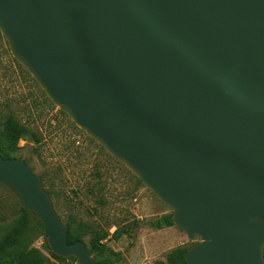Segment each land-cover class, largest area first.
Here are the masks:
<instances>
[{
	"label": "water",
	"instance_id": "1",
	"mask_svg": "<svg viewBox=\"0 0 264 264\" xmlns=\"http://www.w3.org/2000/svg\"><path fill=\"white\" fill-rule=\"evenodd\" d=\"M15 60L74 124L173 211L187 264H264V0H0ZM0 184L70 244L42 179L0 156Z\"/></svg>",
	"mask_w": 264,
	"mask_h": 264
},
{
	"label": "rangeland",
	"instance_id": "2",
	"mask_svg": "<svg viewBox=\"0 0 264 264\" xmlns=\"http://www.w3.org/2000/svg\"><path fill=\"white\" fill-rule=\"evenodd\" d=\"M9 117L29 131L13 156L42 179L60 220L65 227L71 225L93 259L115 260L108 252L93 251L97 234H109L104 244L122 255L115 264H156L180 246L200 242L189 241L176 226L158 227L173 211L48 98L15 60L0 31V131ZM22 208L18 196L0 184V241L23 219ZM117 230L125 232L120 240L112 239ZM44 234L32 215L24 248L40 250L45 264H77L52 259Z\"/></svg>",
	"mask_w": 264,
	"mask_h": 264
},
{
	"label": "trees",
	"instance_id": "3",
	"mask_svg": "<svg viewBox=\"0 0 264 264\" xmlns=\"http://www.w3.org/2000/svg\"><path fill=\"white\" fill-rule=\"evenodd\" d=\"M29 135V131L22 126L15 118L9 117L2 126L0 131V155L4 159H15L13 154L18 151L19 142ZM23 219L18 222L16 227L0 241V264H45L46 258L43 253L38 249H25L23 246L24 235L29 223V218L33 215L27 211L24 207ZM42 227L43 224L41 223ZM173 214L165 216L159 221L158 227H174ZM44 228V227H43ZM66 228L69 231L68 241L70 244L77 241H82V238L75 234L71 228V225H67ZM125 235V232L117 230L112 239L120 240ZM109 237V234H97L91 241L93 246V251L98 253L108 252L112 257L115 258L114 261L106 260L100 261L102 264H115L122 260V255L113 250H110L105 244ZM194 246V245H192ZM180 247L173 250L166 257L165 261L157 262L156 264H187L184 260L185 254L192 247ZM46 248L48 249L49 256L56 261H67L71 260L79 264L75 258H61L56 256L51 250L46 241ZM91 254V251H89Z\"/></svg>",
	"mask_w": 264,
	"mask_h": 264
},
{
	"label": "crops",
	"instance_id": "4",
	"mask_svg": "<svg viewBox=\"0 0 264 264\" xmlns=\"http://www.w3.org/2000/svg\"><path fill=\"white\" fill-rule=\"evenodd\" d=\"M160 220H162V219H160ZM174 227H175V226H174ZM167 228H172V227H167ZM180 247H181V246H180ZM180 247H179V248H180ZM182 247H183V246H182Z\"/></svg>",
	"mask_w": 264,
	"mask_h": 264
}]
</instances>
